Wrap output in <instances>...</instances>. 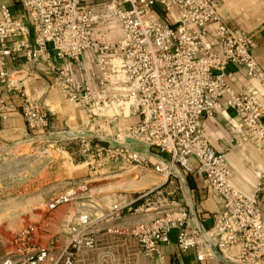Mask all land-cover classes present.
<instances>
[{
    "label": "built area",
    "instance_id": "1",
    "mask_svg": "<svg viewBox=\"0 0 264 264\" xmlns=\"http://www.w3.org/2000/svg\"><path fill=\"white\" fill-rule=\"evenodd\" d=\"M18 0L21 12L12 16L0 4V59L22 56L29 64H45L55 84L72 104L85 112V126L111 124L118 128L102 144L101 138L70 136L84 144L82 155L92 166H128L133 177L151 170L163 178L184 182L188 176L203 178L221 199L222 208L205 228L182 207H166L157 215L136 221L116 232L132 238L138 252L153 258L169 243L175 231L179 252L195 251L194 264H206L212 248L237 264H264V221L255 196H247L231 183L233 170L225 152L215 150L200 128L203 118L223 108L239 119L240 137L264 145V70L251 53L250 37L229 26L217 9V0ZM158 7L159 13L156 11ZM214 24L208 40L207 28ZM117 25L121 37L104 42L96 27ZM91 51L98 72L97 87L76 79L72 67ZM56 63H55V62ZM234 64L256 83L234 91L226 81V67ZM0 72V84L9 83ZM5 106L0 102V118ZM21 114L31 137L45 132L50 117L38 101L24 96ZM147 147L149 155L133 150ZM116 145V146H113ZM165 158L149 165L148 158ZM87 184L69 185L47 204L52 211L87 192ZM157 188L113 203L102 218L126 221L122 211ZM98 219L89 213L64 227L66 242L52 255L55 239L46 244L34 239L36 227L25 226L15 237V250L0 264H75L82 252L96 247L92 227ZM237 246L236 258L229 255ZM115 264L110 254H102Z\"/></svg>",
    "mask_w": 264,
    "mask_h": 264
},
{
    "label": "crops",
    "instance_id": "2",
    "mask_svg": "<svg viewBox=\"0 0 264 264\" xmlns=\"http://www.w3.org/2000/svg\"><path fill=\"white\" fill-rule=\"evenodd\" d=\"M99 3L102 1H89L91 5ZM0 4L7 5L14 17L21 12L18 0H0ZM217 9L229 26L250 37L251 53L264 70V0H217ZM213 29L214 24L207 28V37L211 43L214 42L211 37ZM94 34L101 41L111 43L121 37V31L117 25L96 27ZM1 71L8 73L9 83L0 84V102L5 106L3 117L0 118V151L31 137L21 114L24 96L38 101L47 111L50 117V126L47 130L91 133L92 126L86 127L84 124L86 118L84 110L79 105L67 101L64 93L55 84L54 73L45 64H29L20 55L15 59L7 58L4 62L0 59ZM72 73L76 79L86 80L91 87H97L98 72L91 51L81 55L72 67ZM226 75L228 85L236 92L243 91L249 86L257 87L254 81L245 76L244 70L234 64H228ZM108 128L107 133L110 131ZM117 128L116 125H112L113 131ZM200 128L215 150L225 152L233 170L232 185L247 196H255L264 221V145L258 148L252 137H249L247 141H242L239 119L226 108L212 117L201 119ZM107 133L103 136L104 138H107ZM165 157L166 154H159V157L151 156L148 158L149 165L157 164ZM71 165L73 177L79 179L85 175L87 170L90 175L98 170L102 171L101 173H107L111 171L112 164L102 168L92 166L86 161L84 165H73L72 163ZM147 173L152 174L146 177ZM147 173L136 181H123L118 185L123 191L129 192L125 193L128 200L138 197L147 189L157 188L149 196L155 201L149 202V197L148 201L139 199L134 201L128 209L122 211L126 221L102 218L110 207L107 201L97 197L92 198L86 193L52 211L47 210L49 211L48 216L42 222L41 227H37L34 239L46 244L48 239L54 238L55 247L52 250V255H54L66 242L65 225L75 222L79 214L89 213L91 217L98 219L92 227L96 247L79 254L75 264H109L107 258L101 257L105 253L114 256L115 264H194L195 251L191 249L187 252H179L176 247L175 231L170 233L169 243L162 245L161 252L153 258L141 255L138 252L137 243L132 238L114 232L136 221L148 220L166 207H182L205 228H208L212 223L213 215L222 208L220 197L207 186L201 177L188 176L182 183L178 180L163 183V178L159 174L151 170ZM132 178L136 179L133 176ZM212 253L213 256L207 258L206 264H237L227 260L220 253H215L213 250ZM238 254V247H231L229 255L236 258Z\"/></svg>",
    "mask_w": 264,
    "mask_h": 264
},
{
    "label": "rangeland",
    "instance_id": "3",
    "mask_svg": "<svg viewBox=\"0 0 264 264\" xmlns=\"http://www.w3.org/2000/svg\"><path fill=\"white\" fill-rule=\"evenodd\" d=\"M112 125L109 133L104 125L92 126V138L96 140L106 133L110 138L116 133ZM70 136L73 137L67 130H45L0 151V260L15 250V237L25 226L41 227L49 213L47 204L69 185L83 182L87 184V194L111 206L129 193L119 188L120 182L136 181L147 173L133 179L134 170L112 164L107 173L98 170L90 175L87 170L83 177H73L71 163L84 165L86 157L81 151L84 144ZM149 174L146 177L152 173ZM151 201L155 199L149 197Z\"/></svg>",
    "mask_w": 264,
    "mask_h": 264
},
{
    "label": "water",
    "instance_id": "4",
    "mask_svg": "<svg viewBox=\"0 0 264 264\" xmlns=\"http://www.w3.org/2000/svg\"><path fill=\"white\" fill-rule=\"evenodd\" d=\"M70 135H73V136H78V137H81V136H90L91 134L89 132H69ZM101 141L102 142H105V143H109L112 145V142L107 139V138H101ZM126 143L133 149V150H136L142 154H146V155H149V152H148V148L147 147H137L135 144L134 141L132 140H129L127 139L126 140ZM113 146H116V145H113ZM212 250L215 252V253H218L214 248H212Z\"/></svg>",
    "mask_w": 264,
    "mask_h": 264
},
{
    "label": "trees",
    "instance_id": "5",
    "mask_svg": "<svg viewBox=\"0 0 264 264\" xmlns=\"http://www.w3.org/2000/svg\"><path fill=\"white\" fill-rule=\"evenodd\" d=\"M156 11L159 13V15H160V11H159V9L158 8H156ZM102 144H104V142H101Z\"/></svg>",
    "mask_w": 264,
    "mask_h": 264
}]
</instances>
